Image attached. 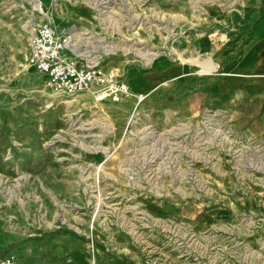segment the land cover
<instances>
[{
  "label": "rangeland",
  "instance_id": "374dc122",
  "mask_svg": "<svg viewBox=\"0 0 264 264\" xmlns=\"http://www.w3.org/2000/svg\"><path fill=\"white\" fill-rule=\"evenodd\" d=\"M263 1L0 0V264H264V112L190 114L168 79L67 95L26 61L49 23L127 83L162 64L208 77Z\"/></svg>",
  "mask_w": 264,
  "mask_h": 264
},
{
  "label": "crops",
  "instance_id": "0c3cea01",
  "mask_svg": "<svg viewBox=\"0 0 264 264\" xmlns=\"http://www.w3.org/2000/svg\"><path fill=\"white\" fill-rule=\"evenodd\" d=\"M227 38L220 51L212 56L216 68L203 73L210 76L203 78L199 72L187 73L179 67L176 74L166 78L169 67L162 64L144 74L130 73L129 91L133 95L152 92L168 79L165 84L174 89H189L190 114L199 111L194 101L203 100L231 116L248 119L261 115L264 112V1L260 11L243 25L232 27Z\"/></svg>",
  "mask_w": 264,
  "mask_h": 264
},
{
  "label": "built area",
  "instance_id": "2783aa9c",
  "mask_svg": "<svg viewBox=\"0 0 264 264\" xmlns=\"http://www.w3.org/2000/svg\"><path fill=\"white\" fill-rule=\"evenodd\" d=\"M29 35L26 61L57 91L67 95L91 92L95 100L113 103L129 95L127 82L118 73H105L96 54L80 51L69 29L40 23Z\"/></svg>",
  "mask_w": 264,
  "mask_h": 264
},
{
  "label": "bare ground",
  "instance_id": "6f19581e",
  "mask_svg": "<svg viewBox=\"0 0 264 264\" xmlns=\"http://www.w3.org/2000/svg\"><path fill=\"white\" fill-rule=\"evenodd\" d=\"M34 3H35V6H36V8H39V4L38 3H36V1H33ZM31 24V23H30ZM40 23H33V24H31V26H30V28H29V33L31 32V30H32V27L33 26H35V25H39ZM55 26V25H54ZM64 56H67V54H66V52H64ZM144 56V55H143ZM31 67V66H30Z\"/></svg>",
  "mask_w": 264,
  "mask_h": 264
}]
</instances>
